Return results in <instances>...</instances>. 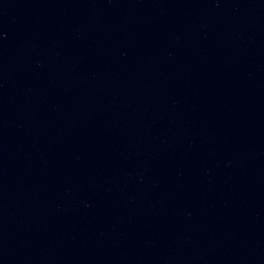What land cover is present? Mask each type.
<instances>
[{"label":"water","instance_id":"1","mask_svg":"<svg viewBox=\"0 0 264 264\" xmlns=\"http://www.w3.org/2000/svg\"><path fill=\"white\" fill-rule=\"evenodd\" d=\"M0 264H264V0H0Z\"/></svg>","mask_w":264,"mask_h":264}]
</instances>
